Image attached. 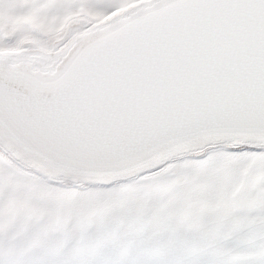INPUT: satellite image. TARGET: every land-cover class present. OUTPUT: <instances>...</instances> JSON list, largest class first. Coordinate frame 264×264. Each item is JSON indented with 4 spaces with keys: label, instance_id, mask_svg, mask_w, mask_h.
I'll return each instance as SVG.
<instances>
[{
    "label": "snow or ice",
    "instance_id": "snow-or-ice-1",
    "mask_svg": "<svg viewBox=\"0 0 264 264\" xmlns=\"http://www.w3.org/2000/svg\"><path fill=\"white\" fill-rule=\"evenodd\" d=\"M0 264H264V0H0Z\"/></svg>",
    "mask_w": 264,
    "mask_h": 264
}]
</instances>
